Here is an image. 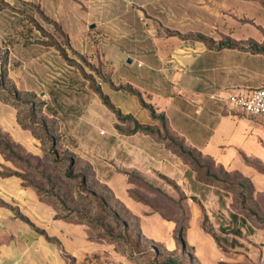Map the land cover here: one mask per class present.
Here are the masks:
<instances>
[{"label":"crops","instance_id":"obj_1","mask_svg":"<svg viewBox=\"0 0 264 264\" xmlns=\"http://www.w3.org/2000/svg\"><path fill=\"white\" fill-rule=\"evenodd\" d=\"M84 1L88 3V0ZM76 8H83L76 6V0H0V44L9 37L11 41L9 46L6 44L4 57L5 67H9L7 79L16 94H50L51 102L43 109L46 108L48 113L53 109V112L42 113L46 123L55 124L60 143L70 139L73 147L69 152L79 163L88 165L93 179L112 192L126 211L137 219L141 240L148 249L152 251L153 245L159 246L163 257L174 259L179 251L175 246L173 221L162 219L148 206L131 198L128 192L135 190L136 186L125 174H136L158 188L162 184L158 176H162L174 182L186 197L198 199L203 209H206L203 199L205 202L209 200L208 187L193 182L189 169L157 137L140 132L117 133L113 129L116 122L113 114L91 90L90 80L85 79L84 94L71 93L70 99L57 100L61 94L51 88L55 79L61 74L69 79L78 71L74 70L67 51L79 59L91 58L108 64L110 70L112 68L113 55L107 47L111 41L100 35L95 27L93 30L81 28L76 46L70 43L66 31L70 29V18L76 14ZM112 12L120 14L117 5ZM124 12L134 13L143 28L144 36L138 34L135 46L122 54L126 58H138L141 67V60L146 62L147 70L138 78L144 86H116L110 71L107 81L97 84L100 94L103 96L102 88L105 87L124 94L131 93L116 89L134 91L138 97L131 94L133 99L123 98L124 106L119 109L109 102L122 117H129L138 126L158 129L159 125L141 106V101L154 111L155 116L163 117L169 134L182 140L187 148L221 167L257 175L244 161L264 164V118H252L229 110L211 97L216 93L246 96L253 90L264 88V51L250 50V47H264V0H134ZM26 18L43 32L41 38L30 39L41 35L35 29L30 36L18 33L20 21ZM43 18L54 24L58 31ZM125 28L130 29L129 26ZM56 34L63 35L67 46L59 43L54 37ZM198 37L204 41H196ZM50 39L62 50L69 64ZM225 44L241 49L225 48ZM100 45L105 49L102 50ZM10 63H14V67ZM125 63L129 65L132 61L127 59ZM36 74L44 77L42 89H32L31 77ZM83 81L78 77L80 86ZM102 107L114 119L111 134L103 140L80 141L76 132L79 120L96 119L103 114ZM123 125L131 126L130 123ZM0 131L6 133L12 144L26 155L43 157L40 140L33 135V130L22 129L16 109L1 102ZM1 167H10V164L0 153V170ZM218 207V203L212 205L211 211ZM188 212L183 237L196 264H264V233L262 238L257 233L252 236L259 239V249L243 248L237 238L228 247L219 246L201 228L200 210L191 200H188ZM206 213L210 216L208 211ZM55 216L53 207L40 201L33 188L24 187V183L15 177H0V264L152 262L151 257L132 261L117 246L92 238L84 224L56 219ZM231 217L235 221L236 218Z\"/></svg>","mask_w":264,"mask_h":264},{"label":"rangeland","instance_id":"obj_2","mask_svg":"<svg viewBox=\"0 0 264 264\" xmlns=\"http://www.w3.org/2000/svg\"><path fill=\"white\" fill-rule=\"evenodd\" d=\"M130 1L134 0H88V3L84 0H76V6L83 8L81 10L76 8V14H72L70 18V29H68V32L65 30L69 40H71L70 43L75 47L78 43V38L81 37V28L87 30L89 26H94L100 35L108 37L111 41L107 47L109 46L108 49L112 51L111 55H113L111 57L112 68L110 70L108 64L99 63L91 58L79 59L71 55L67 49H65L72 59L71 64L75 67L74 70L78 71L69 79L64 77V74H61L60 77L55 79L54 86L51 88H53L54 92H60L61 96L56 97L58 101L60 100L59 102H64L66 98L70 99L71 93L84 94L83 90L86 89V87H84L86 82L85 79H90V81L88 80L90 86H97V84L107 81L110 71L112 73L111 80L116 86L127 87L128 84L129 86H144V82L138 78L147 70L146 62L141 60L143 61L141 67L137 65L138 58L134 56L126 58L122 54L130 51L131 47L135 46V39L138 34L142 37L144 36L143 28H141V24L139 25V23H141L140 20L134 13L126 14L124 12ZM115 5L118 6L120 14L115 15L114 12H112L115 10ZM111 7H113V10ZM20 22L21 24L18 25V33L24 36H30V33L33 32L32 29L38 30L36 29L37 25L28 18H26V20L22 19ZM138 25L140 27H138ZM125 26H129L130 29L125 28ZM42 33L43 32L40 33V36H31L30 39H39L42 37ZM54 37L59 40L60 44H63L64 37L62 34H56ZM9 39L10 37L6 40L4 39L5 43L0 44L1 62H5L4 57L7 54L6 46H9L11 42ZM122 39H126V41H122ZM127 40H130V45ZM52 42H54L53 39H50V43ZM122 42H124L125 45L122 46ZM103 45H100L102 50L105 49ZM127 59L131 60L132 63L129 65L126 64L125 61ZM10 66L14 67V63H10ZM1 68L2 67H0V102L2 104H10L16 109L18 123L19 121L30 118V105H32L37 112L35 118H30L31 122L39 124L41 120H46L44 116L53 112V109H51L49 113L46 108L43 109V105L50 104L51 102L50 94L47 92L46 97L43 95L40 96L42 92H38V95L18 93V97L15 100L14 95L16 91L11 85V82L7 79L9 67L6 68L4 63L2 71ZM74 70H72V72H74ZM84 72H86V74ZM78 77L84 80L81 86L77 83ZM91 77H94V80L91 79ZM43 78L44 77L41 75L38 76V74L32 76V89L36 87L42 89L43 87H41V85L44 84ZM39 80H41V82H39ZM69 80L72 81L69 82ZM67 93H69L70 96L67 95ZM102 94L109 100L115 109L124 106L121 102L123 98L133 99L131 94H124L107 87L102 88ZM102 110L103 114H99L100 116L96 119H89V117L87 121L79 120L76 132L78 135L77 138L80 141L82 140L85 142L90 139H106L111 134L115 125L119 131L127 132L131 130V126L125 127L122 123L117 122H114L112 129V123L114 121L112 115L103 107ZM42 112L45 115H43ZM62 113L63 112H61V114ZM77 117L78 115L76 119ZM30 130H33L32 127ZM101 131L102 135H99ZM32 133L36 135L38 131L33 130ZM161 135L166 136L163 131H161ZM168 135L170 134L168 133ZM6 140L9 141L10 138L6 133L0 131V141L4 142ZM45 147L48 148L47 145H45ZM72 147L73 142L70 139H64L61 143L59 141L58 146L54 149L58 159L56 160L58 161L56 164L53 163L56 157L44 156L41 159L33 158L30 155H26L25 152L23 153L20 151L18 147H15L14 150L17 154L22 152L21 155H18L21 158L20 162L15 159H4L5 162L10 164V167H1L0 173L19 175L26 184L40 190L42 189L44 192L52 195V197H55L62 209L64 208L67 211L74 210L85 216L92 215L94 210L91 203L92 199L88 198V196L95 195L99 198V201L105 199L109 204V210L107 212L104 211V213L108 216H113L118 213L123 216V221L114 222L113 220L111 222V220L108 219L104 222L101 221V227L106 226L116 230L120 229L118 226L125 224L132 229H136V219L125 216L121 211L122 208L119 206L121 204L112 192L94 181V179L89 180V175L86 177V184L84 186L86 189L83 190L81 187H78V176L82 174V169L85 168L83 165L85 164L79 163V161L75 159V170H73V173L71 172L75 179L65 178L64 172L67 168L66 161L74 157L69 152L72 150ZM178 159L189 169L193 182L208 187L209 200L205 202L203 199L206 209H203L198 199L186 197L180 188L169 180L167 182L160 179L162 182L160 188L151 184L152 189L154 188L153 190L137 182V187L134 190L136 196L148 202L151 210L153 209V211L160 213L163 218L177 220V225L183 227L186 225V220L189 216L188 200H191L200 210L203 229L215 239L219 246L228 247L231 244L230 242L234 241V238H237V240L241 242L239 246L243 248L251 247L253 249H259V239H254L252 236L257 233L260 238H262L264 233V164L254 161H244L245 165L250 167L254 174H257L250 176L228 167H222L221 170L219 167L220 165H217L214 161L198 157L196 154H192L191 158L186 156ZM257 178H259V181H257ZM212 194L213 196L211 199ZM217 203L219 205L218 209L211 211L212 205H216ZM206 211L209 212L210 216H207ZM231 216L236 218L235 221ZM117 231L119 232V230ZM236 244L238 246L237 241Z\"/></svg>","mask_w":264,"mask_h":264},{"label":"trees","instance_id":"obj_3","mask_svg":"<svg viewBox=\"0 0 264 264\" xmlns=\"http://www.w3.org/2000/svg\"><path fill=\"white\" fill-rule=\"evenodd\" d=\"M44 22L52 25L53 28L57 30L56 26L54 24H52L51 22H48V20L44 19ZM38 29V28H37ZM40 32H42L40 29H38ZM196 41H204L201 38H195ZM53 46H55V48L58 50L60 56L63 58V60L69 64L68 60L66 59L64 53L62 52V50L57 47L55 45L54 42L51 43ZM63 45L67 46V41L66 39H64L63 41ZM225 48H237V49H241L240 47L231 45V44H225L224 45ZM250 50L253 52H262L264 51V47L263 48H256V47H250ZM0 67L3 68L4 66V61H0ZM71 65V64H70ZM1 68V71L3 70ZM90 80V79H88ZM91 90L98 96V98L100 99L101 103L104 105V107L113 114L115 120L117 123H130L132 126L131 131H119L117 129V126H114V129L118 132V133H136V132H140V133H145V134H149L152 136L157 137L158 141L162 142L165 144V148L174 153L178 158H183V157H192V154H196L198 157H202L204 159L207 160H211L208 158L203 157L199 152L192 150L190 148H187L186 146H184V143L182 142V140L170 136L168 135V130L166 128L164 119L162 116H155L154 111L150 108L145 106L141 101L140 104L143 108H145L149 113H150V117L153 121L157 122V124L159 125L158 129H152L149 127H144V126H138L135 122H133L129 117H122L119 113V111L115 110L109 103V101L107 100V98L103 97L100 94L99 88L97 86H91ZM116 90H123L126 92L131 93L134 96H137V94H135L134 92H132L130 89H116ZM18 94L14 95L15 100L17 99ZM44 106V105H43ZM30 118L32 119L33 117L35 118L37 115V112L34 110V107L32 105H30ZM30 118H28L27 120H23V121H19V125L22 127V129H32L38 131V134H34V136L40 140L41 143V147H42V152H43V157H56V159L54 158V164L58 163L57 156H56V152H54V149H56V147L58 146L59 143V139L56 135V126L53 122H49L46 123L45 120H41L39 124H34L33 122L30 121ZM26 124V125H25ZM161 131H163V133L166 134V136H162L161 135ZM45 145L48 146V148L45 147ZM15 145L12 144L11 140H6L4 142L0 141V153L2 155V157L4 159H15L18 160V162H20V157L18 155H21V153L23 152L20 148L19 152L20 154H17V152H15ZM24 153V152H23ZM74 158V157H73ZM71 158L70 160H67V168L64 172L65 178L66 179H71L73 178L74 175L71 174V172L73 173V170H75V166H76V161L75 158L73 159ZM212 161V160H211ZM85 166V168L82 169V174H79L78 176V187H81V189H86L84 186L86 184V177L87 175H89V180L93 179L92 175L90 174V170L88 165ZM222 170V167L219 166ZM128 178V181L132 184H134L137 187V182L142 183L146 188L153 190L152 186L149 185L148 183H146L142 178H140L139 176H137L136 174H125ZM0 177L1 178H9V177H15L19 180H21L24 183V187H31L35 190L38 198L40 199V201L44 202V203H48L50 204L53 209L56 211V219H63L66 221H75L76 223H81L84 224L85 226L88 227V229L91 232V237L94 238L96 241L98 242H105V243H109V244H113L115 246H117L120 250L126 252V256L128 257V259L132 260V261H136L139 257L143 258V257H151L152 258V262L151 264H196L193 261L192 258V254H191V250L186 246L185 241H184V231L186 229L187 226V220H186V225L183 226H178L177 225V220H172V219H165L161 216L160 213H158L162 219L164 220H172L173 224H174V241H175V246L176 249L179 251V255H177L174 259H170V258H165L162 256V252L161 249L159 248V246L153 245L152 246V251H150L147 247L146 244H144L141 240L140 237V233H139V229H138V223H137V219L133 216H131L128 211H126V209L122 206L119 205L121 209V211L125 214V216L131 217L136 219V223H137V228L136 229H132L131 227H129L128 225L126 226L125 224H122L121 226H118L120 229H114L113 228H108L106 226H100L101 221H105V220H111V222L114 220V222H120L123 221V216H121L120 214H114L113 216H108L105 212H107L109 210V204L107 202V200L103 199L101 201H99L98 197H96L95 195H90L88 196V198H91L92 200V205L94 207L93 210V214L90 216H85L82 215L80 213H78L77 211H67L64 208L62 209L61 206L57 203L55 197H52V195L44 192V190H40L36 187H33L31 185H28L25 183V181L16 174H1L0 173ZM160 179L165 180L168 182L167 179H165L162 176H158ZM75 179V178H73ZM95 181V180H94ZM98 183V182H97ZM81 194V193H80ZM85 194V193H84ZM86 195V194H85ZM128 195L135 199L138 200L139 202L143 203L144 205L148 206L150 209V204L144 200H142L141 198L137 197L134 190H131L128 192ZM153 211V209H152ZM155 212V211H153ZM19 217V216H18ZM20 218V217H19ZM21 220L25 221V219L20 218ZM201 228L203 229V222L201 221L200 223ZM119 230V232L117 231ZM204 230V229H203ZM205 231V230H204ZM206 232V231H205ZM207 233V232H206ZM209 234V233H208ZM215 240V239H214Z\"/></svg>","mask_w":264,"mask_h":264},{"label":"built area","instance_id":"obj_4","mask_svg":"<svg viewBox=\"0 0 264 264\" xmlns=\"http://www.w3.org/2000/svg\"><path fill=\"white\" fill-rule=\"evenodd\" d=\"M211 99L229 110L242 112L248 117L264 118V88L253 90L246 96L237 93H216Z\"/></svg>","mask_w":264,"mask_h":264},{"label":"water","instance_id":"obj_5","mask_svg":"<svg viewBox=\"0 0 264 264\" xmlns=\"http://www.w3.org/2000/svg\"><path fill=\"white\" fill-rule=\"evenodd\" d=\"M94 28V26H89V29L91 30V29H93ZM129 63V62H128Z\"/></svg>","mask_w":264,"mask_h":264}]
</instances>
